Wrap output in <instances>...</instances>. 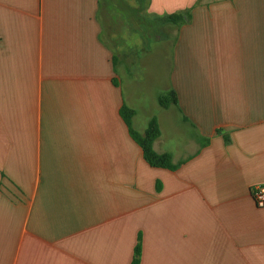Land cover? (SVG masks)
I'll list each match as a JSON object with an SVG mask.
<instances>
[{
  "label": "crops",
  "instance_id": "crops-1",
  "mask_svg": "<svg viewBox=\"0 0 264 264\" xmlns=\"http://www.w3.org/2000/svg\"><path fill=\"white\" fill-rule=\"evenodd\" d=\"M150 39L167 66L146 89ZM257 184L264 0H0V264H130L138 233L139 264H264Z\"/></svg>",
  "mask_w": 264,
  "mask_h": 264
},
{
  "label": "trees",
  "instance_id": "trees-1",
  "mask_svg": "<svg viewBox=\"0 0 264 264\" xmlns=\"http://www.w3.org/2000/svg\"><path fill=\"white\" fill-rule=\"evenodd\" d=\"M184 14L187 15L188 17L189 13L185 12ZM184 14L175 12L164 16L163 19L167 22L177 24L179 21L183 20ZM157 102L162 107H166L170 103L176 104L175 91L170 89L166 92L160 93L157 97ZM120 112L128 127L129 134L141 148L143 158L146 160V162L154 167L174 168L175 164L172 163L171 155L169 153L166 152L157 153L153 149L152 146L153 141L159 135V128L155 117L150 118L144 131L142 133H139L135 131L131 126V118L133 116L134 111L123 104ZM140 254H141V235L140 233H138L136 243L133 247V254L130 264H139Z\"/></svg>",
  "mask_w": 264,
  "mask_h": 264
},
{
  "label": "rangeland",
  "instance_id": "rangeland-1",
  "mask_svg": "<svg viewBox=\"0 0 264 264\" xmlns=\"http://www.w3.org/2000/svg\"><path fill=\"white\" fill-rule=\"evenodd\" d=\"M139 12L143 13V11H139ZM145 19H147V18H145ZM143 25H145V24H143ZM157 25L159 26V24H157ZM138 30L140 31L141 27L138 28ZM153 31H154V34H157V32L159 30H158V28L154 27ZM148 32H149V30H148ZM140 37L141 36H139L138 38L137 37L135 38V36L132 37V43L138 42L137 45L139 48L141 46L146 45L145 44L146 36L143 35L142 39ZM148 46L150 49H152V52H153V49L157 50L156 48L158 45H157L156 41L154 42L153 39H150ZM157 52L158 51H154L152 53V55L150 54L148 57H146V55H145V60L147 59V62L145 61V65L143 67L142 74L139 77L140 82H139L138 87L148 89L147 87L151 88V86H154V85L157 86V85H159V83H161L163 81V73L166 69L167 62L163 58H160V56H159L160 53H157ZM146 102L148 103V101H146Z\"/></svg>",
  "mask_w": 264,
  "mask_h": 264
},
{
  "label": "built area",
  "instance_id": "built-area-1",
  "mask_svg": "<svg viewBox=\"0 0 264 264\" xmlns=\"http://www.w3.org/2000/svg\"><path fill=\"white\" fill-rule=\"evenodd\" d=\"M251 197L256 207H264V184H257L251 188Z\"/></svg>",
  "mask_w": 264,
  "mask_h": 264
}]
</instances>
